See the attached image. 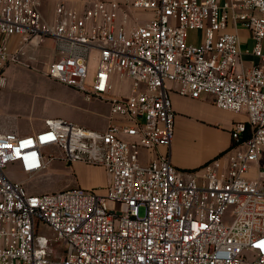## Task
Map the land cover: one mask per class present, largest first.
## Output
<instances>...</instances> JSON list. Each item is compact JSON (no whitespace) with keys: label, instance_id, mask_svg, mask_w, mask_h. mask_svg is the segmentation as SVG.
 I'll return each mask as SVG.
<instances>
[{"label":"built area","instance_id":"1","mask_svg":"<svg viewBox=\"0 0 264 264\" xmlns=\"http://www.w3.org/2000/svg\"><path fill=\"white\" fill-rule=\"evenodd\" d=\"M241 30L253 48L242 50ZM49 42L57 59L44 76L106 103L109 123L49 118L34 135L0 132V264H264V0H0V90ZM118 78L128 96L114 94ZM170 82L245 115L225 170L172 165ZM56 161L104 168L105 191L32 194L5 173L35 178Z\"/></svg>","mask_w":264,"mask_h":264},{"label":"rangeland","instance_id":"2","mask_svg":"<svg viewBox=\"0 0 264 264\" xmlns=\"http://www.w3.org/2000/svg\"><path fill=\"white\" fill-rule=\"evenodd\" d=\"M44 11L46 13V9ZM49 16L51 17L50 13ZM139 17L142 16L139 15ZM240 35L241 37L247 36L242 30ZM201 38V31L190 30L188 33L190 44L198 45ZM244 43L243 48L251 49L254 46L253 41L248 37H245ZM31 53L35 56L31 69L12 67L6 75L7 81L0 91V132H14L22 136L37 134L44 129L45 120L63 107L70 109L77 119L85 121L88 125L86 126L91 129L99 125L104 126L106 118L99 114L100 111L98 112V100L87 101L83 95L72 93L68 91L69 89L44 76L48 65L57 59L52 49V42L43 47L31 48ZM98 59L99 53L92 52L89 62L90 78H93L97 72ZM129 91H131V85L128 81L116 79L115 93L118 96H128ZM108 123L109 121L107 125ZM71 166L56 161L50 165L48 170L35 178L28 177L15 165L7 166L5 173L12 180L24 183L30 193L40 194L79 187H67L71 183V171L74 168ZM108 180H110L108 174L106 179L101 178L102 183H106L105 185L108 184ZM141 213L143 214V210ZM45 231L51 234L50 230Z\"/></svg>","mask_w":264,"mask_h":264},{"label":"crops","instance_id":"3","mask_svg":"<svg viewBox=\"0 0 264 264\" xmlns=\"http://www.w3.org/2000/svg\"><path fill=\"white\" fill-rule=\"evenodd\" d=\"M242 32L247 34L243 39H245V37L249 38V33L247 31L242 30ZM244 45L245 43L243 46ZM247 49L248 48H242L243 51ZM243 59L248 63L255 60L251 55H244ZM10 69L7 70L6 75H8ZM126 81L130 83L129 80ZM63 87L69 89L68 91L72 93L82 96V94L71 88L66 86ZM167 87L175 114L174 137L171 145L172 165L178 170L185 172L187 176H190V174L194 172L201 173L203 167L210 162H217L220 168L225 170L228 166L229 158L234 153V149L231 148V131L233 125L236 122L243 121L245 115L228 112L218 108L214 104L213 98L207 95L199 99L182 96L178 92V84L176 83L170 82L167 84ZM130 93L131 91H129V94ZM114 94L117 95L115 92ZM97 106L98 112L100 111L99 114L106 118V123H104V126L101 127V125H99L94 129H102L109 121V106L101 101L97 102ZM49 118L66 119L85 128H90L87 127L88 125L85 121L77 119L70 109L64 107L56 110L55 113L47 119ZM160 150L162 152L166 151L165 148H160ZM152 157L153 154L149 152H144L143 154L145 162L149 161ZM71 167L74 168L73 171H71V183L67 187L79 186L86 190L105 191L107 185H105V182L102 183L101 181L102 177L106 179L107 176L104 168L80 163L73 164ZM75 174L77 175L75 176ZM78 175L80 177H78ZM255 175L256 169L251 173V176Z\"/></svg>","mask_w":264,"mask_h":264}]
</instances>
